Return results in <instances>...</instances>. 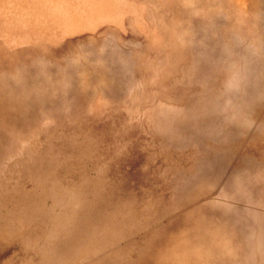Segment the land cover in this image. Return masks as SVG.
<instances>
[{
    "label": "rangeland",
    "instance_id": "rangeland-1",
    "mask_svg": "<svg viewBox=\"0 0 264 264\" xmlns=\"http://www.w3.org/2000/svg\"><path fill=\"white\" fill-rule=\"evenodd\" d=\"M0 264H264V0H0Z\"/></svg>",
    "mask_w": 264,
    "mask_h": 264
}]
</instances>
